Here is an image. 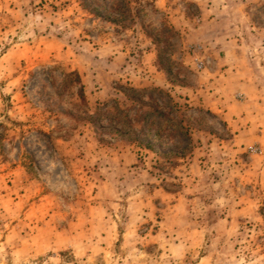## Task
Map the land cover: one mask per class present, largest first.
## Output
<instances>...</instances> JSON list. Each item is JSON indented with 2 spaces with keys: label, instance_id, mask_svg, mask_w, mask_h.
I'll return each instance as SVG.
<instances>
[{
  "label": "rangeland",
  "instance_id": "obj_1",
  "mask_svg": "<svg viewBox=\"0 0 264 264\" xmlns=\"http://www.w3.org/2000/svg\"><path fill=\"white\" fill-rule=\"evenodd\" d=\"M0 264H264V0H0Z\"/></svg>",
  "mask_w": 264,
  "mask_h": 264
},
{
  "label": "trees",
  "instance_id": "obj_2",
  "mask_svg": "<svg viewBox=\"0 0 264 264\" xmlns=\"http://www.w3.org/2000/svg\"><path fill=\"white\" fill-rule=\"evenodd\" d=\"M75 76H76L77 80L80 82V77H79V75H78V74H75ZM81 88H82V86H81Z\"/></svg>",
  "mask_w": 264,
  "mask_h": 264
}]
</instances>
